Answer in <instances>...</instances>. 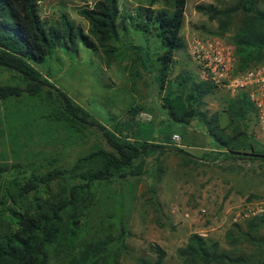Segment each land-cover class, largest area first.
Instances as JSON below:
<instances>
[{
  "label": "trees",
  "instance_id": "trees-1",
  "mask_svg": "<svg viewBox=\"0 0 264 264\" xmlns=\"http://www.w3.org/2000/svg\"><path fill=\"white\" fill-rule=\"evenodd\" d=\"M39 1L0 0V70L8 75V81L0 84V102L30 107L14 115L18 126L32 118L40 120L56 131V140L62 145L97 133L108 149L97 146L71 163L59 152L39 165H0V264H51L53 259L55 264H114L128 231L118 202L122 197L113 188L135 182L143 160L162 152L146 141L148 126L139 125L133 137L116 138L35 69L55 49L75 54L78 43L89 45L63 14L58 22L41 19ZM231 1L223 9L210 4L194 9L216 21L220 36L235 13L242 15L229 38L235 57L233 71L242 72L264 63V0ZM155 4L158 9L152 8ZM184 7L185 0H149L147 6L138 5L127 14L120 12L117 0H97L90 10L78 13L104 57L128 53L131 67L150 76L159 107L172 126L186 127L195 120L223 158L264 163V145L246 131L255 118L246 93L228 97L219 111L208 112L204 98L214 86L186 72L170 78L174 56L184 49L180 35ZM131 34L139 35L136 44ZM119 46L123 52L115 54ZM140 110L130 106L126 113L132 118ZM176 152L183 163L193 165L213 163L220 156L195 158ZM109 202L117 209L110 222L105 215ZM91 225L102 230L90 237ZM263 225V218L247 224L245 230L238 223L231 224L224 234L227 250L192 233L176 250V257L181 264H264L262 238L255 234ZM243 243L257 253L236 252ZM153 251L152 261L139 259L138 264H163V250L154 247Z\"/></svg>",
  "mask_w": 264,
  "mask_h": 264
},
{
  "label": "rangeland",
  "instance_id": "rangeland-1",
  "mask_svg": "<svg viewBox=\"0 0 264 264\" xmlns=\"http://www.w3.org/2000/svg\"><path fill=\"white\" fill-rule=\"evenodd\" d=\"M95 1H39L41 19L47 23L58 22L63 14L81 31L89 45L78 43L75 54H65L55 49L35 69L49 77V82L116 138L133 137L139 125L148 126L150 134L146 141L157 145L162 152L143 160L141 175L135 182L113 188L117 196L122 197L118 202L128 231L124 240L125 247L114 264H138L139 259L152 261L154 247L163 250V264H181L176 257V250L185 244L192 233L216 241L222 250L230 249L224 234L233 224L235 214L245 206L261 209L260 214L238 222L243 230L252 221L264 219V163L223 158L222 151L212 143L203 127L195 120L186 127L172 126L159 107L157 92L150 76L139 68L135 70L131 67L130 55L127 53L108 59L101 53L89 32L87 22L78 13L81 9L90 10ZM148 1L117 0V3L120 12L131 14L136 6H147ZM232 3L231 0H185L184 21L180 31L184 49L174 56L170 78L179 72H186L199 80L196 64L189 56L190 40L193 37H216L229 45L231 34L242 20V15L235 13L228 30L220 36L216 21H210L196 12L194 6L210 4L223 9ZM152 8L158 9L159 6L155 4ZM131 35L136 44V39L140 40L139 35ZM121 47L114 53L123 52ZM7 81L8 75L0 70V84ZM228 97L231 95L226 89L214 87L204 98L205 108L208 112L219 111ZM130 106L142 110L131 118L126 113ZM29 108L27 105L13 106L11 102H0V165H39L43 159L56 157L59 152L71 163L75 157L86 155L97 146L108 149L97 133L63 142L62 145L56 140V131H52L40 120L28 118L22 126L13 122L16 113ZM224 124L225 119L222 118L221 125ZM246 131L252 139L264 145V130L258 126L255 118L248 123ZM176 150L195 158L220 156L213 163L200 162L199 165H193L183 163ZM107 208L105 215L109 216L110 222L114 220L117 209L111 202ZM250 219L252 221L249 222ZM101 230L99 225H91L90 237ZM255 234L262 238L264 249V225ZM240 247L235 248V251L257 253L244 243ZM51 264H55L54 259Z\"/></svg>",
  "mask_w": 264,
  "mask_h": 264
},
{
  "label": "built area",
  "instance_id": "built-area-1",
  "mask_svg": "<svg viewBox=\"0 0 264 264\" xmlns=\"http://www.w3.org/2000/svg\"><path fill=\"white\" fill-rule=\"evenodd\" d=\"M189 56L195 62L200 81L223 88L234 96L246 93L255 111L258 126L264 130V63L242 72H234V52L219 38L193 37L188 44ZM261 213V209L245 206L232 218L233 223Z\"/></svg>",
  "mask_w": 264,
  "mask_h": 264
}]
</instances>
